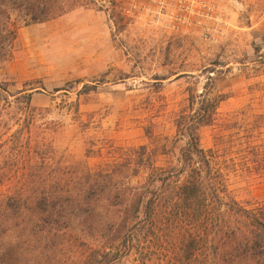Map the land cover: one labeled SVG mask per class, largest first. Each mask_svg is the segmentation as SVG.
<instances>
[{
    "label": "rangeland",
    "instance_id": "obj_1",
    "mask_svg": "<svg viewBox=\"0 0 264 264\" xmlns=\"http://www.w3.org/2000/svg\"><path fill=\"white\" fill-rule=\"evenodd\" d=\"M132 1L92 0L45 23L19 24L0 83L11 94L30 93L36 113L27 123L15 105L0 110V179L48 175L40 170L45 163L54 175L79 176L85 164L136 185L148 174L140 158L149 155L162 168L178 164L183 144L173 120L187 111L190 95L225 96L222 118L264 114V64L254 50L264 56V0H219L227 26L216 42L131 19L125 11ZM216 132L200 128L204 150ZM232 181L241 201L264 194L262 185L254 183L250 195L240 178ZM97 219L33 243V255L16 264H197L181 250L185 227L165 223L144 256L133 250L107 263L99 252L112 234L101 237ZM4 248L0 243V264H12Z\"/></svg>",
    "mask_w": 264,
    "mask_h": 264
},
{
    "label": "trees",
    "instance_id": "obj_2",
    "mask_svg": "<svg viewBox=\"0 0 264 264\" xmlns=\"http://www.w3.org/2000/svg\"><path fill=\"white\" fill-rule=\"evenodd\" d=\"M89 2L0 0V64L12 55L19 24L45 23ZM254 50L258 63L264 64V56ZM225 99L190 95L187 111L173 120L174 138L183 144L178 164L162 168L149 155L140 158L137 165L148 174L136 185L85 164L79 176L54 175L45 163L40 170H51L48 175L0 179L3 255L14 256L16 264L33 255V243L52 241L74 223L98 218L100 236L112 234L99 252L107 263L133 250L144 256L165 223L185 227L179 237L181 250L197 264H264V194L241 201L232 189V178L245 182L247 194L254 183L264 189V114L252 120L246 111L219 117ZM0 104V110L15 105L27 123L36 113L30 93L11 94L1 83ZM202 127L217 130L207 150L200 146Z\"/></svg>",
    "mask_w": 264,
    "mask_h": 264
},
{
    "label": "built area",
    "instance_id": "obj_3",
    "mask_svg": "<svg viewBox=\"0 0 264 264\" xmlns=\"http://www.w3.org/2000/svg\"><path fill=\"white\" fill-rule=\"evenodd\" d=\"M125 13L171 34H196L209 42L221 39L227 26L219 0H133Z\"/></svg>",
    "mask_w": 264,
    "mask_h": 264
}]
</instances>
